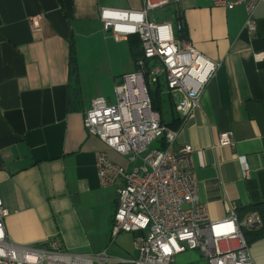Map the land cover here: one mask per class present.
<instances>
[{"label":"crops","instance_id":"1","mask_svg":"<svg viewBox=\"0 0 264 264\" xmlns=\"http://www.w3.org/2000/svg\"><path fill=\"white\" fill-rule=\"evenodd\" d=\"M213 1L168 0L151 16L172 22L171 11L182 14L187 38L220 63L175 141L192 148L198 196L210 220L231 207L264 204V2L249 32L242 4L226 9ZM141 6L142 0H0V199L15 243L88 254L106 249L111 259L102 264H132L118 259L136 254L138 233L112 240L116 190L100 186L95 167L98 151L124 167L127 158L89 135L82 119L92 98L114 101V82L136 67L131 36L116 41L104 32L100 8ZM31 15H40L36 31ZM70 45L76 89L68 73ZM228 130L234 146L217 145ZM249 254L264 264V236L249 243ZM172 264L205 259L189 250Z\"/></svg>","mask_w":264,"mask_h":264},{"label":"built area","instance_id":"2","mask_svg":"<svg viewBox=\"0 0 264 264\" xmlns=\"http://www.w3.org/2000/svg\"><path fill=\"white\" fill-rule=\"evenodd\" d=\"M264 0H214L216 6L232 9L242 4L244 27L254 32V11ZM168 0H142L139 9L101 7L104 32L119 41L138 35L143 57L135 69L114 82V101L97 96L83 115V127L107 147L127 158L128 167L111 161L105 151L95 154L98 182L114 186L116 200L110 233L137 232L136 254L119 261L132 264H172L176 254L197 251L205 264H254L243 229L260 224L257 212L239 219L231 207L226 216L210 220L198 196L192 171V148L175 146L181 127L200 108V98L209 79L220 66L198 51L184 37H176L169 21H154L148 12ZM32 31L40 28V15L29 17ZM255 57H259L257 54ZM159 87L180 118L177 128L162 123L152 108L148 89ZM162 141L163 147L150 146ZM233 132L218 136L217 145L234 146ZM8 214L0 199V264H102L111 257L106 249L79 253L15 243L6 233Z\"/></svg>","mask_w":264,"mask_h":264},{"label":"trees","instance_id":"3","mask_svg":"<svg viewBox=\"0 0 264 264\" xmlns=\"http://www.w3.org/2000/svg\"><path fill=\"white\" fill-rule=\"evenodd\" d=\"M60 1V0H58ZM173 16V25L175 29V36L176 37H184L187 38V29L183 19L182 14H178L176 11H171L170 13ZM132 42V52L135 59V62L143 57L141 46H140V39L138 35L132 34L130 35ZM68 73L70 81L73 83L74 89L77 88V66H76V59L75 54L73 51V47L70 45V52H69V60H68ZM149 96L151 98L152 108L156 110L160 114V118L162 123L166 124L171 128H177L180 124V118L172 113L171 118L169 120H164L162 116V106H161V94L159 91L158 86H154L148 89ZM158 147H163L164 143L159 141L158 143L154 144ZM238 218L241 219L245 215L250 212H257L260 216V224L255 227H248L243 229L244 237L249 244L252 240L261 238L264 236V204L256 203L252 205H248L247 207H241L237 209Z\"/></svg>","mask_w":264,"mask_h":264},{"label":"rangeland","instance_id":"4","mask_svg":"<svg viewBox=\"0 0 264 264\" xmlns=\"http://www.w3.org/2000/svg\"><path fill=\"white\" fill-rule=\"evenodd\" d=\"M158 9L159 8L153 9L148 12V16L150 17V19H152L153 16H156L159 13ZM170 20L173 21L171 18ZM161 106H162V116L165 120H168L170 118V107H169L168 97L164 92L162 93L161 96ZM150 146H154V143H152Z\"/></svg>","mask_w":264,"mask_h":264}]
</instances>
